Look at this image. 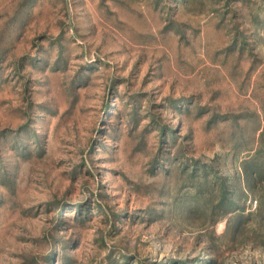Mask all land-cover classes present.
<instances>
[{
	"label": "rangeland",
	"instance_id": "374dc122",
	"mask_svg": "<svg viewBox=\"0 0 264 264\" xmlns=\"http://www.w3.org/2000/svg\"><path fill=\"white\" fill-rule=\"evenodd\" d=\"M0 264H264V0H0Z\"/></svg>",
	"mask_w": 264,
	"mask_h": 264
}]
</instances>
